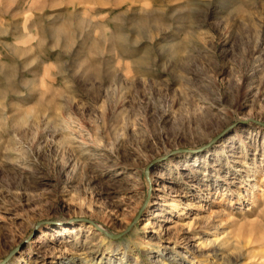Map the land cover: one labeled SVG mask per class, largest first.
Listing matches in <instances>:
<instances>
[{
    "label": "rangeland",
    "instance_id": "obj_1",
    "mask_svg": "<svg viewBox=\"0 0 264 264\" xmlns=\"http://www.w3.org/2000/svg\"><path fill=\"white\" fill-rule=\"evenodd\" d=\"M0 264H264V0H0Z\"/></svg>",
    "mask_w": 264,
    "mask_h": 264
}]
</instances>
